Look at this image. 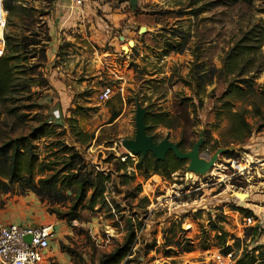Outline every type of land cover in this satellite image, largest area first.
<instances>
[{
	"label": "rangeland",
	"instance_id": "obj_1",
	"mask_svg": "<svg viewBox=\"0 0 264 264\" xmlns=\"http://www.w3.org/2000/svg\"><path fill=\"white\" fill-rule=\"evenodd\" d=\"M18 1L33 20L45 22L49 36L61 37V45L49 70L45 64L40 69L47 86L18 93L9 109L25 115L27 126H35L41 116L59 127L55 135L32 142L37 164L62 168L70 160L62 151L64 144L74 148L87 171L108 179L103 202L93 209L79 206L72 221L58 219L57 213L71 212L74 193H67L64 204L50 207L57 211L50 214L46 201L31 192L20 193L17 186L0 191V219L20 197L34 195L40 205L36 217L51 220L56 231L49 264H98L134 231V243L118 264H215L221 243L213 226L223 228L228 245L235 244L236 262L254 246L264 250V233L249 235L254 226L264 230V0H136L134 10L131 0H96L82 12L70 10V0H65L67 7L59 14L54 0ZM42 12L48 15L40 17ZM18 21L13 18L16 25L6 31H19ZM142 27L145 33L140 34ZM31 30L39 33V25ZM183 38L182 53L162 56L167 44ZM244 45L253 46V55L236 72L225 74L227 54ZM38 59L35 51L24 68ZM192 69L201 71L197 79L206 82L203 93L196 94ZM247 85L255 92L250 98L225 97L230 86L245 91ZM104 87L113 92L107 102L99 99ZM136 102L146 113L167 112L172 119L170 128L150 131L155 142L185 140L184 152L199 143V158L214 160L211 170L190 174L188 161L169 178L153 174L144 179L134 170L137 156H130L121 141L134 138ZM228 107L241 112L250 126V136L240 142L229 132ZM2 112L6 109L0 107ZM112 112L118 113L113 121ZM70 123L93 140L77 143ZM126 156L133 164L121 166L118 162ZM236 192L248 196L238 198ZM237 208L250 210L256 219L250 217L248 224ZM222 217L225 221L219 223ZM175 242H189L193 250L182 252Z\"/></svg>",
	"mask_w": 264,
	"mask_h": 264
},
{
	"label": "trees",
	"instance_id": "obj_2",
	"mask_svg": "<svg viewBox=\"0 0 264 264\" xmlns=\"http://www.w3.org/2000/svg\"><path fill=\"white\" fill-rule=\"evenodd\" d=\"M241 1L250 4L253 0ZM18 3V0L3 1L4 10L7 12L6 28L15 26L13 18L17 17L20 30L5 31L4 50L0 56V107L6 109V112L0 114V191L9 192L17 186L20 193L31 192L41 202H47L50 214L57 213L56 210H52L50 207L55 204H64L69 197L67 193H74L75 199L72 202L71 212L57 213L58 219L72 221L77 217V208L79 206L93 209L97 203L103 202V194L106 190L105 182L108 178L101 172L87 171L86 166L82 164L74 148L67 147L64 144H62V151L64 154H70V160L69 162H63L64 166L62 168L56 170L49 163L44 166L37 164L38 156L36 152L32 151L34 149L32 142L55 135L56 129L59 127L48 123L46 118L41 116L35 120L37 123L35 126H27L29 120L26 121V116L10 110L9 105L14 101V96L18 93H29L31 88L35 86L42 88L47 86L40 69L46 62V50L50 42V36L45 22L33 20L31 11L21 8ZM47 15L48 12H42L40 17ZM35 23L39 25V33L31 30ZM185 46V38H183L182 42L167 44L162 56H167L170 52L180 54L184 51ZM252 49L253 46L244 45L230 51L223 62L222 71L227 75L236 72L241 62L253 55ZM35 51L38 52V62L31 64L29 68H24L26 67L27 58L35 57ZM250 60L253 61L252 59ZM199 73H201L200 70H191V75L196 82V94L203 93L206 85V82H199L197 79ZM245 83H247L246 80L241 81V84L245 85ZM252 95H255V92L252 90L251 85H247L245 91L241 90L239 86H230L225 97L242 99V97L250 98ZM223 105L228 106L229 102L225 101ZM230 111V107L225 111L230 122L229 132L234 141L240 142L242 138L250 136V126L245 122L241 112L232 113ZM117 115L118 113L112 112L110 120L113 121ZM171 121L172 119L167 112H147L145 116V124L148 127L147 134L150 135V131L158 126L170 128ZM69 128L70 134L74 136L76 142L80 145H88L93 140L92 136L79 130L76 124L70 123ZM177 143L178 148L184 152L187 142L180 140ZM192 146L191 144V148ZM136 158L134 170L141 172L144 179L149 178L153 174L169 178L185 164V161L176 159L171 152H168L164 160L160 161L156 160L151 153H147L144 157L139 155ZM228 158H232V156H228ZM118 163L121 166L133 164L129 156H126L123 162ZM44 173H49V175L44 176ZM88 191H91L89 196H87ZM237 210L240 213H244L247 218L253 217L256 219V216L250 210L242 208H237ZM224 221V217L218 220L219 223ZM212 230L216 232L215 238L220 239V253L224 255L232 253L235 244H227V234L223 231V228L221 226H213ZM249 230V235H252L253 238L256 232L264 233V230H261L259 226H254L249 228ZM134 239L135 231L129 232L125 243L114 252L102 256L98 264L120 263L130 251ZM175 246L181 248L182 252H191L193 250V246L189 242L185 246L175 242ZM203 249L206 250L207 248ZM237 263L264 264L262 246H254L249 251L245 250Z\"/></svg>",
	"mask_w": 264,
	"mask_h": 264
},
{
	"label": "built area",
	"instance_id": "obj_3",
	"mask_svg": "<svg viewBox=\"0 0 264 264\" xmlns=\"http://www.w3.org/2000/svg\"><path fill=\"white\" fill-rule=\"evenodd\" d=\"M3 1L0 0V56L4 50V33L6 31V16ZM96 0H70L69 9L82 12L88 2ZM112 90L104 87L99 93V99L107 102L112 97ZM246 222L250 224L251 218ZM54 223L42 224H17L0 223V264H49L46 253L50 248V242L55 237ZM30 237L28 243L26 238ZM215 264H237L233 254H214Z\"/></svg>",
	"mask_w": 264,
	"mask_h": 264
},
{
	"label": "water",
	"instance_id": "obj_4",
	"mask_svg": "<svg viewBox=\"0 0 264 264\" xmlns=\"http://www.w3.org/2000/svg\"><path fill=\"white\" fill-rule=\"evenodd\" d=\"M131 8L134 10L136 0L130 1ZM139 33H145V28L139 29ZM122 40L123 38L120 37ZM128 46L133 47L131 41L128 42ZM146 109L141 107L139 102L135 105V135L133 139H126L121 141V146L129 152L130 156L144 157L147 153H151L158 161L164 160L166 154L171 152L176 159L180 161H188V168L191 172H206L211 170L214 165V160L204 162L199 158V143L193 145L192 149L188 152H183L178 148V143L171 142L168 138H164L159 142H155L153 137L147 134L148 127L145 124ZM235 195L238 198H247L246 193L236 192ZM30 237L26 238L29 243Z\"/></svg>",
	"mask_w": 264,
	"mask_h": 264
},
{
	"label": "crops",
	"instance_id": "obj_5",
	"mask_svg": "<svg viewBox=\"0 0 264 264\" xmlns=\"http://www.w3.org/2000/svg\"><path fill=\"white\" fill-rule=\"evenodd\" d=\"M68 3H65V0H54L53 9L56 14H59L62 9L67 7ZM107 37V36H104ZM66 40L71 41V36H65ZM61 45L60 36H50V42L46 50V63L44 65V70L48 71L49 68L53 65L58 51ZM54 82V81H53ZM51 82V83H53ZM11 207L4 212V216L0 219V223H17V224H41V223H52L51 220H43L38 217L40 205L34 195L29 194L24 197H20L16 200V203L11 204ZM259 217V216H258ZM46 221V222H45ZM56 236V233H55ZM48 256V251L46 253Z\"/></svg>",
	"mask_w": 264,
	"mask_h": 264
},
{
	"label": "bare ground",
	"instance_id": "obj_6",
	"mask_svg": "<svg viewBox=\"0 0 264 264\" xmlns=\"http://www.w3.org/2000/svg\"><path fill=\"white\" fill-rule=\"evenodd\" d=\"M245 197V196H244Z\"/></svg>",
	"mask_w": 264,
	"mask_h": 264
}]
</instances>
